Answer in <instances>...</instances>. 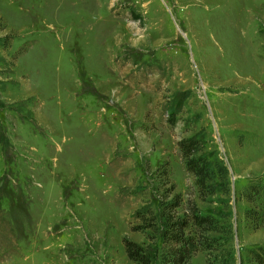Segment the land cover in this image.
Masks as SVG:
<instances>
[{"label":"rangeland","instance_id":"374dc122","mask_svg":"<svg viewBox=\"0 0 264 264\" xmlns=\"http://www.w3.org/2000/svg\"><path fill=\"white\" fill-rule=\"evenodd\" d=\"M190 137L227 167V193L200 194ZM250 184L264 187V0H0V264H137L125 239L144 264H250ZM194 207L223 231L180 260L164 222Z\"/></svg>","mask_w":264,"mask_h":264},{"label":"trees","instance_id":"16d2710c","mask_svg":"<svg viewBox=\"0 0 264 264\" xmlns=\"http://www.w3.org/2000/svg\"><path fill=\"white\" fill-rule=\"evenodd\" d=\"M179 146L182 151L185 167L195 176L196 186L201 195L216 194L221 190L227 193L229 190V177L228 169L225 165L215 164L214 166L207 156L201 154L203 149L202 143L193 137L181 139L179 141ZM216 180H221L224 186L218 187L219 183H217ZM246 190L249 192L247 193V197L252 199V191H254L255 194H261L264 192V187L260 184H250ZM179 204L178 201H174L171 203V208H175L179 206ZM247 212L249 213V211ZM142 214L143 213L139 211L137 216H142ZM189 214L187 213V216L181 221H172V217L169 216V220L167 219L164 222V242L178 243V247L174 248L173 254L179 256L177 258H180V260L184 257L188 258L191 256L200 246H203V248L207 250L214 249V246L218 243L217 239L211 236V232L223 231L219 226L218 220L212 215L200 213L196 207H194L193 210L191 209V213ZM190 224L195 225L198 231L197 237L186 238L184 231ZM142 228L143 227L140 226L135 227L136 230ZM125 248L132 261L137 264L148 262L150 253L139 242L125 239ZM167 256V254L164 255L165 261H167V259H173L167 258ZM228 256L233 259L232 251ZM177 258H174V260H177ZM247 260L250 264H264V245L249 248L247 250Z\"/></svg>","mask_w":264,"mask_h":264}]
</instances>
